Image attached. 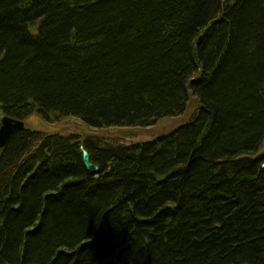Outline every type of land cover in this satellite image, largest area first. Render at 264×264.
Segmentation results:
<instances>
[{"label": "trees", "instance_id": "16d2710c", "mask_svg": "<svg viewBox=\"0 0 264 264\" xmlns=\"http://www.w3.org/2000/svg\"><path fill=\"white\" fill-rule=\"evenodd\" d=\"M190 107L143 142L14 134L0 264H264V0H0V126Z\"/></svg>", "mask_w": 264, "mask_h": 264}, {"label": "rangeland", "instance_id": "374dc122", "mask_svg": "<svg viewBox=\"0 0 264 264\" xmlns=\"http://www.w3.org/2000/svg\"><path fill=\"white\" fill-rule=\"evenodd\" d=\"M193 108L190 107L183 114L175 117H165L148 127H107L92 128L76 117L64 118L57 122H50L37 114L25 120L26 127L40 131L44 134L69 135L78 134L81 139L87 136L102 137L111 143H134L149 141L157 136L166 134L185 123L191 116Z\"/></svg>", "mask_w": 264, "mask_h": 264}, {"label": "water", "instance_id": "95a60500", "mask_svg": "<svg viewBox=\"0 0 264 264\" xmlns=\"http://www.w3.org/2000/svg\"><path fill=\"white\" fill-rule=\"evenodd\" d=\"M201 38L198 40V44L200 43ZM26 127L25 121L5 115L1 120L0 126V149H3L7 144L8 140L20 130H23ZM83 152V162L87 168L92 173L98 172L99 168L96 164L91 161L89 151L81 146ZM264 165V164H263Z\"/></svg>", "mask_w": 264, "mask_h": 264}]
</instances>
